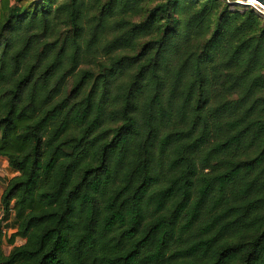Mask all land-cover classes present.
<instances>
[{"label": "trees", "instance_id": "trees-1", "mask_svg": "<svg viewBox=\"0 0 264 264\" xmlns=\"http://www.w3.org/2000/svg\"><path fill=\"white\" fill-rule=\"evenodd\" d=\"M0 157V264H264V14L0 0Z\"/></svg>", "mask_w": 264, "mask_h": 264}, {"label": "crops", "instance_id": "crops-1", "mask_svg": "<svg viewBox=\"0 0 264 264\" xmlns=\"http://www.w3.org/2000/svg\"><path fill=\"white\" fill-rule=\"evenodd\" d=\"M17 174L18 173L15 172L10 167L8 159L5 157H0V217L3 216V209L1 202L2 195L10 178H12ZM9 230H10V234L14 231L13 229H9Z\"/></svg>", "mask_w": 264, "mask_h": 264}, {"label": "rangeland", "instance_id": "rangeland-1", "mask_svg": "<svg viewBox=\"0 0 264 264\" xmlns=\"http://www.w3.org/2000/svg\"><path fill=\"white\" fill-rule=\"evenodd\" d=\"M229 2H232V0H228ZM236 3H239V4H242V5H251L252 7H255L260 13L264 14V8H262L259 4H254V3H249L248 0H243V1H240V0H235ZM29 1L25 2V4H27ZM232 7L235 8L234 4H232ZM92 66H95L94 64H83V68H88V67H92ZM95 70H96V73H99V69L96 68V67H93ZM90 88V87H89ZM10 234V230H8V233L7 235L9 236ZM8 239V237H7ZM25 240L24 239H21L19 238L18 241H17V244L20 245L22 243H24ZM4 249L7 253L10 252L11 250V246L8 244L7 240L5 242V245H4Z\"/></svg>", "mask_w": 264, "mask_h": 264}, {"label": "bare ground", "instance_id": "bare-ground-1", "mask_svg": "<svg viewBox=\"0 0 264 264\" xmlns=\"http://www.w3.org/2000/svg\"><path fill=\"white\" fill-rule=\"evenodd\" d=\"M243 1V0H240ZM249 3L259 4L257 0H248ZM261 5V4H260ZM262 6V5H261ZM263 7V6H262ZM264 8V7H263Z\"/></svg>", "mask_w": 264, "mask_h": 264}, {"label": "water", "instance_id": "water-1", "mask_svg": "<svg viewBox=\"0 0 264 264\" xmlns=\"http://www.w3.org/2000/svg\"><path fill=\"white\" fill-rule=\"evenodd\" d=\"M257 1L259 2V5L261 4V5L264 7V0H257ZM261 5H260V6H261ZM262 6H261V7H262ZM263 7H262V8H263Z\"/></svg>", "mask_w": 264, "mask_h": 264}]
</instances>
